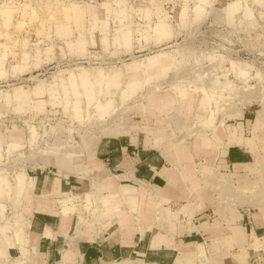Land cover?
Here are the masks:
<instances>
[{"label":"rangeland","instance_id":"374dc122","mask_svg":"<svg viewBox=\"0 0 264 264\" xmlns=\"http://www.w3.org/2000/svg\"><path fill=\"white\" fill-rule=\"evenodd\" d=\"M107 1L0 0L1 225L17 214V173L76 172L104 132L156 113L154 96L168 112L201 102L264 124V0ZM135 28L155 46L119 39ZM257 166L250 198L261 203L264 156Z\"/></svg>","mask_w":264,"mask_h":264},{"label":"crops","instance_id":"0c3cea01","mask_svg":"<svg viewBox=\"0 0 264 264\" xmlns=\"http://www.w3.org/2000/svg\"><path fill=\"white\" fill-rule=\"evenodd\" d=\"M151 29L159 44L169 36ZM131 37L155 46L149 29L119 39ZM158 100L142 124L104 132L76 172L16 174L0 264H264V201L250 198L263 115Z\"/></svg>","mask_w":264,"mask_h":264}]
</instances>
